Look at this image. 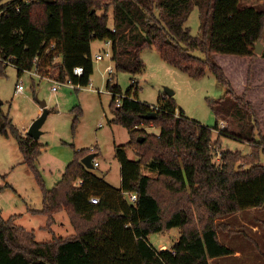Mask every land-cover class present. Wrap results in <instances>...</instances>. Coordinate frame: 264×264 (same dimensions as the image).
Listing matches in <instances>:
<instances>
[{
  "label": "trees",
  "instance_id": "16d2710c",
  "mask_svg": "<svg viewBox=\"0 0 264 264\" xmlns=\"http://www.w3.org/2000/svg\"><path fill=\"white\" fill-rule=\"evenodd\" d=\"M239 4L240 0H15L0 6V54L17 67L20 77L35 69L43 79L88 86L95 67L92 43L111 40L115 72L106 86L113 96L114 122L130 135L128 143L116 147L120 189L83 165L82 159L91 154L83 149L55 187L43 190V209L32 212L47 215L51 226L55 216L66 211L74 235L38 243L0 211V264H211L235 254L220 241L218 230L225 226L216 220L264 205V136L257 115L252 103L236 94L215 59L258 57L255 47L264 39V10L241 9ZM194 7L200 12V37L186 27ZM150 47L193 79L204 77L209 69L227 88L226 97L209 101L211 107L220 120L231 118L240 128L220 130L219 123L208 128L192 121L166 94L155 106L141 103L132 96L138 92L135 81L118 107L116 97L122 93L113 85L114 75L143 73L141 53ZM195 51L206 59L194 56ZM8 66L0 62V76ZM78 66L85 70L81 78L73 74ZM151 112L156 119L143 118ZM0 117V134L12 135L25 162L38 172L42 145L21 134L1 108ZM151 125L160 129L158 135L142 129ZM213 130L220 131L219 137L249 143L251 154L223 150ZM128 150L138 159L131 160ZM144 168L157 171V177L144 175ZM131 194L137 196L135 202ZM92 197H99V204H92ZM175 228L181 234L171 249L160 251L151 244L150 236Z\"/></svg>",
  "mask_w": 264,
  "mask_h": 264
},
{
  "label": "rangeland",
  "instance_id": "374dc122",
  "mask_svg": "<svg viewBox=\"0 0 264 264\" xmlns=\"http://www.w3.org/2000/svg\"><path fill=\"white\" fill-rule=\"evenodd\" d=\"M13 1L15 0H3L0 6ZM239 7L264 10V0H240ZM109 16L111 27L112 9ZM186 27L194 37L201 36L198 7H194ZM108 50L109 46L105 41H94L93 60L99 54L104 56V51ZM193 55L206 59L201 51H195ZM261 55L253 61L229 55H215V59L223 68L236 94L252 103L258 128L264 136V58ZM141 60L146 66L143 73L118 72L114 75L113 85H118L123 95L130 91L135 81L138 92L132 96L141 103L155 106L168 88L175 92L173 97L179 112L208 128H214L217 123L221 128L222 122L209 101H219L226 97L227 88L218 82L209 69L204 77L193 79L186 72L166 62L155 47L144 49ZM93 62L95 67L90 84L82 89L70 83L59 86L51 80L40 78L35 69L24 73L20 78L14 65H9L0 76V98L4 102L0 106L1 113L8 115L12 125L21 134L27 135L31 125L42 115L41 102L46 103V110L49 111L42 127L43 134L38 140L42 145V154L36 161L38 172L25 162L13 136L0 134V211L4 219H13L14 226L29 232L38 243L69 237L76 232L66 211L58 213L51 226L47 215L32 211L43 209V190L54 188L62 179L77 151L86 149L91 154H97L95 160L99 166L89 170L114 188H121V166L116 157V147L129 142L130 135L127 128L114 122L116 111L111 106L113 96L106 86L109 74H104L105 69L114 66V63L108 57L103 61ZM20 79L24 84V92L17 94L15 90ZM54 86L58 87L56 92H52ZM225 123L229 130L240 128L231 118L225 120ZM142 129L150 134L160 133V129L152 125L142 126ZM214 130V139L221 140L220 148L223 150L251 154L253 148L249 143L232 137H219ZM220 152V149L217 150L216 160L219 159ZM128 157L134 161L138 159L134 150H128ZM142 173L151 177H157L158 174L149 168H144ZM262 211L257 215L264 220ZM255 216V211L246 210L216 220L225 226V230H218L220 241L232 248L235 254L211 264H264V224L260 223V229L255 232ZM180 234V229L175 228L166 233L154 234L149 240L157 250H169L178 242Z\"/></svg>",
  "mask_w": 264,
  "mask_h": 264
},
{
  "label": "built area",
  "instance_id": "2783aa9c",
  "mask_svg": "<svg viewBox=\"0 0 264 264\" xmlns=\"http://www.w3.org/2000/svg\"><path fill=\"white\" fill-rule=\"evenodd\" d=\"M113 31H115V30H113ZM105 42H106L107 45L109 46V50H108V51H104V56L101 55V54L97 55V56L95 57V59H94L96 62L103 61L105 57L111 58V60H112V56H113V52H112V41H111V40H108V41H105ZM94 60H93V61H94ZM0 62H3V63L8 64V65H13V64H11L10 59L6 60V59L2 58V57H1V54H0ZM84 72H85V70H84V68L81 67V66H78V67L74 68V70H73V74H74L75 76L79 77V78H81V77L83 76ZM114 72H115L114 66H108V67L105 69L104 74H109V78H108V80H109V79L112 78ZM36 75H37V74H36ZM20 78H21V77H20ZM48 80H50V79H48ZM108 80H107V81H108ZM51 81H53V80H51ZM53 82L56 83V84L59 85V86H61V85H66L67 83H68V84L70 83V84H72V85H74V86H78L79 89H82V87H87V86H82V85H75V84H73L71 81H65V82H61V81H53ZM88 86H89V85H88ZM90 87H92V85H90ZM57 90H58V87H56V86H54V87L52 88V92H56ZM15 92H16L17 94H22V93L24 92V84H23L22 79H20L19 82L17 83ZM110 94H111V93H110ZM124 97H125V95H123V94H118V95H117V97H116V105H117L118 107L122 105V101H123V98H124ZM221 122H222V124H221V128L219 127L220 130H221V129H225V128L227 127L225 121H222V120H221ZM217 132H218V134L220 133V131H217ZM80 151H81V150H80ZM218 156L220 157V154H219ZM93 164H94V167H98V166H99V163H98L95 159L93 160ZM136 200H137V196L134 195V194H131V195H130V201H131V202H135ZM90 202H91L92 204H99V202H100V198H99V197H92V198L90 199Z\"/></svg>",
  "mask_w": 264,
  "mask_h": 264
},
{
  "label": "water",
  "instance_id": "95a60500",
  "mask_svg": "<svg viewBox=\"0 0 264 264\" xmlns=\"http://www.w3.org/2000/svg\"><path fill=\"white\" fill-rule=\"evenodd\" d=\"M255 49H256V53L258 55H261L263 53V49H264V45L262 44V42L257 43ZM165 94L169 97H173L175 92L173 90H170L167 88ZM3 103L4 102L0 98V106H2ZM41 107H42V109H44L42 115L37 120L34 121V123L31 125V127L29 128L28 133H27V135H29L30 137L34 138L37 141L40 139L41 135L43 134L42 133V127L45 124L47 117H48V114H49V111L46 110V103L45 102H41ZM143 118L146 120H154L157 118V114L154 112H151L147 115H144ZM139 141H140V139H139ZM96 156H97V154H89L86 157H84L82 159L83 165L87 169H94L95 167L93 164V160L96 158Z\"/></svg>",
  "mask_w": 264,
  "mask_h": 264
},
{
  "label": "crops",
  "instance_id": "0c3cea01",
  "mask_svg": "<svg viewBox=\"0 0 264 264\" xmlns=\"http://www.w3.org/2000/svg\"><path fill=\"white\" fill-rule=\"evenodd\" d=\"M264 42V39H263V41H262V43ZM53 82V81H52ZM41 109H42V107H41ZM44 109H42V111H43ZM26 133V131L24 132V134ZM128 143V142H127ZM121 166V165H120ZM121 178H122V176H121ZM263 207H264V205L262 206V207H258V208H253V209H249V210H253V211H255V213H256V216H255V218H254V231L255 232H257L259 229H260V227H259V224L260 223H262V224H264V220H262L263 218H261L259 215H257V214H259L262 210H263ZM262 212H264V211H262ZM264 215V214H263ZM26 231V230H25ZM27 232V231H26ZM29 233V232H28ZM261 235V234H260ZM264 252V251H263ZM236 253H239L238 251L236 252ZM228 257H233V255L232 256H228ZM234 257H237V256H234ZM223 258H226V257H222V258H215V259H213V260H211V263H213L214 261H216V260H219V259H223Z\"/></svg>",
  "mask_w": 264,
  "mask_h": 264
}]
</instances>
